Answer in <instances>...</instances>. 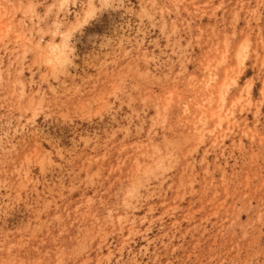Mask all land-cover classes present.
I'll list each match as a JSON object with an SVG mask.
<instances>
[{
    "label": "rangeland",
    "instance_id": "rangeland-1",
    "mask_svg": "<svg viewBox=\"0 0 264 264\" xmlns=\"http://www.w3.org/2000/svg\"><path fill=\"white\" fill-rule=\"evenodd\" d=\"M0 264H264V0H0Z\"/></svg>",
    "mask_w": 264,
    "mask_h": 264
},
{
    "label": "bare ground",
    "instance_id": "bare-ground-1",
    "mask_svg": "<svg viewBox=\"0 0 264 264\" xmlns=\"http://www.w3.org/2000/svg\"><path fill=\"white\" fill-rule=\"evenodd\" d=\"M62 46H63V48L66 46L64 43L62 44ZM62 50V49H61ZM243 50V49H242ZM240 52V51H239ZM239 52H237V53H239ZM243 52V51H242ZM239 54H241V53H239ZM238 54V55H239ZM242 55V54H241ZM240 56V55H239ZM240 57H242V56H240ZM199 102L200 101H195L194 102V104L196 105V109H198V107H199ZM185 105V104H184ZM188 109V106H186L185 108H184V110H187ZM195 117V116H194Z\"/></svg>",
    "mask_w": 264,
    "mask_h": 264
}]
</instances>
